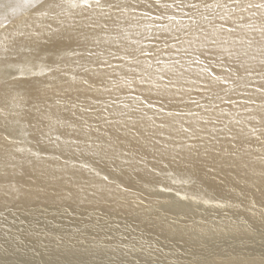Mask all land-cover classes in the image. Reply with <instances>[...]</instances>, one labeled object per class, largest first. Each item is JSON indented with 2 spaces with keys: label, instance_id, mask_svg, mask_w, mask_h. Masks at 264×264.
<instances>
[{
  "label": "bare ground",
  "instance_id": "6f19581e",
  "mask_svg": "<svg viewBox=\"0 0 264 264\" xmlns=\"http://www.w3.org/2000/svg\"><path fill=\"white\" fill-rule=\"evenodd\" d=\"M247 2L0 0V256L264 264L234 246L264 243V9Z\"/></svg>",
  "mask_w": 264,
  "mask_h": 264
},
{
  "label": "rangeland",
  "instance_id": "374dc122",
  "mask_svg": "<svg viewBox=\"0 0 264 264\" xmlns=\"http://www.w3.org/2000/svg\"><path fill=\"white\" fill-rule=\"evenodd\" d=\"M71 4L73 3H76V4H79L80 0H68ZM19 72L20 70L18 69V67L14 68L13 66H10V67H7V66H4L2 68V73L1 75L3 77H13L15 75V71ZM21 73V72H20ZM10 133V132H9ZM14 136V137H13ZM17 136V137H16ZM11 139L13 141H15L16 143L19 142L18 144H22V145H25L26 144V141L25 139H22L21 135L19 133H16L15 131H12L11 133ZM20 140V141H19ZM162 197V198H161ZM165 200V201H164ZM184 199H180L178 197H175V195H169V194H165V193H162L160 195V201H162V203L166 204L167 205V209H171L173 206H176L177 208H183L185 205H187L188 207H191L192 205V201L191 202H188V201H183ZM182 205V206H181ZM185 208V207H184ZM0 225H5V224H9L12 220L9 218V211L8 210H0ZM22 213V212H21ZM19 213L18 215L20 216H23L25 215L23 218H27L29 219L30 217H33L34 216V213L32 212H23L22 214ZM29 214V215H28ZM7 216V217H6ZM8 219V220H7ZM39 222H47V221H44V219L42 218H39L38 219ZM5 221V223H4ZM8 222V223H7ZM48 223V222H47ZM22 224V225H20ZM2 225V226H3ZM20 226H25V227H29V222H23V223H19ZM46 224L43 225V227L45 226ZM19 227V226H18ZM17 228V227H16ZM127 229L133 231L134 233H136V235H140V233L142 232L141 230L139 229H136L135 227H132V226H128L126 227ZM220 239L222 240H225L227 238H218V239H214L215 243L218 241V243H220L221 241H219ZM256 239V238H255ZM253 239V240H250L248 242V240H236L234 242V246H237L239 244V246H246V247H252L253 245L254 246H261V245H264V243L262 244L261 242H258L256 240H259V239ZM256 241V243H255ZM213 242V240H212ZM223 243V242H221ZM248 245H247V244ZM251 243V244H250ZM254 243V244H253ZM253 244V245H252ZM251 245V246H250ZM42 261H39L40 264H43V262L41 263ZM37 262V259L36 257L33 255L32 252L28 251L27 249H19V248H16L15 250H13L12 252L10 253H6L5 256L2 255L0 256V264H39Z\"/></svg>",
  "mask_w": 264,
  "mask_h": 264
},
{
  "label": "snow or ice",
  "instance_id": "6c2138e0",
  "mask_svg": "<svg viewBox=\"0 0 264 264\" xmlns=\"http://www.w3.org/2000/svg\"><path fill=\"white\" fill-rule=\"evenodd\" d=\"M36 5H39V9L42 10L40 13L42 16L47 15V11L44 9L53 7V5L51 4H46V0H35V3L31 4L30 6L35 7ZM93 5H95L96 7H100L101 6L100 0H80L79 4L73 3L71 7L90 8ZM192 7H195V5H192ZM246 7L248 9H253V8L257 10L264 9V0H262V2H259V3H254L252 2V0H248ZM142 54H146V53H143L142 51ZM213 87H214L213 82L209 81L205 85V90L211 91ZM257 91L264 94V85H262L260 89H257ZM262 101H264V95H262ZM104 179L107 180V177H104Z\"/></svg>",
  "mask_w": 264,
  "mask_h": 264
}]
</instances>
